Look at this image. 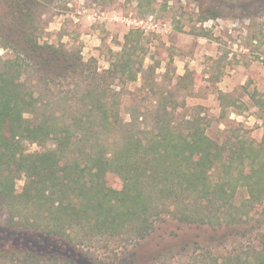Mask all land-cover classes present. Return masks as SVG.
Wrapping results in <instances>:
<instances>
[{
  "label": "trees",
  "instance_id": "16d2710c",
  "mask_svg": "<svg viewBox=\"0 0 264 264\" xmlns=\"http://www.w3.org/2000/svg\"><path fill=\"white\" fill-rule=\"evenodd\" d=\"M45 1L0 0V37H20L17 46L10 44L15 57L0 58V213L9 214L8 226L65 239L77 253L83 251L78 244L99 235L144 239L167 214L179 224L217 230L218 243L235 237L250 221L249 212L242 218L239 210L264 199L262 142L246 149L239 138L226 154L200 113L179 122L169 91L155 92V86L148 89L160 98L155 109L125 122L118 98L125 88L111 90L108 77L125 84L141 75L147 85L156 67L143 71L142 62L133 68L129 53L141 47V38L125 36L119 60L98 72L80 50L40 40L36 9ZM205 12L203 19L219 16L212 7ZM111 132L115 136H107ZM27 142L38 149L29 151ZM112 176L122 181L120 188L109 185ZM239 189L248 194L240 204ZM249 232L243 227L244 237ZM258 238L260 247L248 242L223 254L202 246L183 264H264V233ZM26 251L32 255L20 264H46L28 260L38 256L35 248ZM74 255L61 249L41 258L80 264Z\"/></svg>",
  "mask_w": 264,
  "mask_h": 264
},
{
  "label": "rangeland",
  "instance_id": "374dc122",
  "mask_svg": "<svg viewBox=\"0 0 264 264\" xmlns=\"http://www.w3.org/2000/svg\"><path fill=\"white\" fill-rule=\"evenodd\" d=\"M212 1L216 4L214 8ZM211 6L219 16L203 19L207 7ZM36 17V34L41 41L80 50L84 59L91 60L101 73L119 60L116 56L123 50L125 36H133V40L141 38V47L129 53L136 62L133 68L138 69L142 62L143 71L156 67L153 75L150 72L147 75V85L142 84L141 75L137 81L125 84L120 83L119 76L108 77L111 90L125 88L118 97L123 106L120 117L125 122L134 113L146 117L147 112L155 109L160 98L148 91L155 86V92L169 91L171 103L176 107L171 112L179 122L184 124V120L200 113L206 132L226 154L239 138L245 141L246 149L250 144L258 146L259 142L264 146V6L258 1L46 0L36 9ZM19 40L16 33L1 36L0 58H14L16 51L10 44L17 46ZM115 134L111 132L107 136ZM26 145L29 151L38 149L36 143ZM219 170L214 169L213 176L219 175ZM112 177L109 185L120 188L122 181ZM24 184V177L18 179L16 189L21 190ZM239 193L237 203L248 196L240 189ZM239 211L242 218L249 212V223L239 225L235 237L221 238L219 243L217 230L179 224L167 214L144 239L128 233L99 235L92 243L78 244L83 250L78 253L65 239L14 230L7 223L9 214L3 211L0 213V261L20 264L32 255L25 248H35L38 256L28 260L39 259L46 264L53 260L41 256L61 249L72 250L75 254L72 257L80 264H157L162 260L167 264H183L192 263L202 246L213 254H223L248 242L260 247L264 199ZM243 227L250 230L246 237L242 235Z\"/></svg>",
  "mask_w": 264,
  "mask_h": 264
},
{
  "label": "flooded vegetation",
  "instance_id": "af4514ba",
  "mask_svg": "<svg viewBox=\"0 0 264 264\" xmlns=\"http://www.w3.org/2000/svg\"><path fill=\"white\" fill-rule=\"evenodd\" d=\"M255 1H258V4L262 7V6H264V0H255ZM212 6H213V8L215 7V1H212V4H211ZM211 6V7H212Z\"/></svg>",
  "mask_w": 264,
  "mask_h": 264
}]
</instances>
